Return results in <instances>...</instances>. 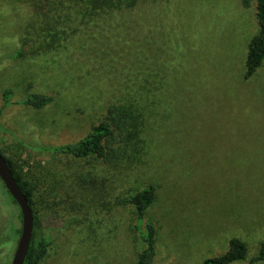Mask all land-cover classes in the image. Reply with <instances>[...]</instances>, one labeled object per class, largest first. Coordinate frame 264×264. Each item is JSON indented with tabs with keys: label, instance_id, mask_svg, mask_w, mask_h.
Instances as JSON below:
<instances>
[{
	"label": "rangeland",
	"instance_id": "obj_1",
	"mask_svg": "<svg viewBox=\"0 0 264 264\" xmlns=\"http://www.w3.org/2000/svg\"><path fill=\"white\" fill-rule=\"evenodd\" d=\"M257 30L254 1L0 0V149L33 189L40 264H136L135 209L114 198L147 184L152 264H198L233 236L247 254L230 264H264L250 261L264 240V59L243 77ZM29 92L54 100L15 102ZM111 104L129 116L116 161L37 150L82 137ZM18 212L0 180V264Z\"/></svg>",
	"mask_w": 264,
	"mask_h": 264
},
{
	"label": "trees",
	"instance_id": "obj_2",
	"mask_svg": "<svg viewBox=\"0 0 264 264\" xmlns=\"http://www.w3.org/2000/svg\"><path fill=\"white\" fill-rule=\"evenodd\" d=\"M95 3H109L115 7L131 6L138 0H92ZM255 3V14L258 24V30L247 42L245 55L244 78H249L255 70L261 65L264 59V0H240L243 7H249L251 2ZM23 48H17L12 54L13 58H21L24 55ZM12 90L10 87L3 88L2 97L4 105L11 102ZM54 100V95L42 92L26 93L21 99L15 101L22 103L30 108L41 109ZM129 122L128 113L121 110L118 106L111 104L106 108L105 115L98 123L93 124L90 129L80 138L63 144L41 145L37 147L38 151L49 152L51 154L69 155L74 158H85L96 156L107 162H114L122 155V143L127 132ZM0 152H3L0 149ZM9 167L12 170L20 189L26 195L28 203L33 211V230L31 240L23 260V264H40L41 260L48 252L50 238L44 234L42 216L37 214L33 199L32 187L23 179L19 170L15 168L12 160L6 157ZM4 186V185H3ZM10 200L16 201L8 193ZM156 197L155 187L147 184L144 187L125 195H117L114 198V204H130L134 207L136 213V222L134 228L138 231L142 241L141 248L137 252L136 264H152L156 254L155 234L156 228L151 220H145V210L154 202ZM18 207V205H17ZM19 209V207H18ZM20 218V211L18 212ZM10 238H16L19 228L10 226ZM247 254L246 243L238 238L229 239L228 249L219 255L204 258L198 264H230L238 259L245 258ZM251 262L264 261V240L260 242L258 253L250 258Z\"/></svg>",
	"mask_w": 264,
	"mask_h": 264
},
{
	"label": "water",
	"instance_id": "obj_3",
	"mask_svg": "<svg viewBox=\"0 0 264 264\" xmlns=\"http://www.w3.org/2000/svg\"><path fill=\"white\" fill-rule=\"evenodd\" d=\"M0 180L5 189L16 201L20 211V228L16 238L10 264H23L33 230V211L26 195L20 189L5 157L0 152Z\"/></svg>",
	"mask_w": 264,
	"mask_h": 264
},
{
	"label": "bare ground",
	"instance_id": "obj_4",
	"mask_svg": "<svg viewBox=\"0 0 264 264\" xmlns=\"http://www.w3.org/2000/svg\"><path fill=\"white\" fill-rule=\"evenodd\" d=\"M239 86V85H238ZM241 92V91H240ZM250 136V135H249ZM250 138V137H249ZM251 140V139H250Z\"/></svg>",
	"mask_w": 264,
	"mask_h": 264
}]
</instances>
